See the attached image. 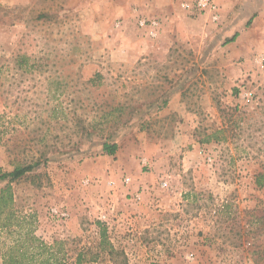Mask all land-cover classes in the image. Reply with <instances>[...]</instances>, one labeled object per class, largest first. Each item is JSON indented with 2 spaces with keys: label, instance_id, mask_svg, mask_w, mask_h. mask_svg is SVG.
Listing matches in <instances>:
<instances>
[{
  "label": "rangeland",
  "instance_id": "obj_1",
  "mask_svg": "<svg viewBox=\"0 0 264 264\" xmlns=\"http://www.w3.org/2000/svg\"><path fill=\"white\" fill-rule=\"evenodd\" d=\"M183 1L0 0V264H264V59Z\"/></svg>",
  "mask_w": 264,
  "mask_h": 264
},
{
  "label": "crops",
  "instance_id": "obj_2",
  "mask_svg": "<svg viewBox=\"0 0 264 264\" xmlns=\"http://www.w3.org/2000/svg\"><path fill=\"white\" fill-rule=\"evenodd\" d=\"M219 7L218 35L228 43L232 59L264 54V0H213ZM255 56V57H256Z\"/></svg>",
  "mask_w": 264,
  "mask_h": 264
},
{
  "label": "trees",
  "instance_id": "obj_3",
  "mask_svg": "<svg viewBox=\"0 0 264 264\" xmlns=\"http://www.w3.org/2000/svg\"><path fill=\"white\" fill-rule=\"evenodd\" d=\"M234 38H235V35L233 37L226 38L225 42L226 43L230 42L234 40ZM116 150H117L116 143L104 142L102 144V151L104 154L114 155ZM32 168H33V165L31 164L24 165V166H17L10 172H2V173L0 172V179L9 178V183H10L12 180L17 179L21 177L22 175H24L25 173L31 171ZM263 179H264L263 173H259L256 178L257 184L260 186L263 185ZM9 183L0 190V216L1 214L4 213L6 207L10 205L13 200L11 185ZM8 219H10V217L6 216L5 220L2 223H0V227L5 226ZM28 257H29V254L26 250H19V248L13 249L9 247L3 253V264H29L26 261Z\"/></svg>",
  "mask_w": 264,
  "mask_h": 264
},
{
  "label": "built area",
  "instance_id": "obj_4",
  "mask_svg": "<svg viewBox=\"0 0 264 264\" xmlns=\"http://www.w3.org/2000/svg\"><path fill=\"white\" fill-rule=\"evenodd\" d=\"M181 7L189 13L201 14L207 13L213 22H218L220 14L219 7L213 0H186L181 2ZM138 25L145 28L148 34L152 37L157 35V31L160 27L158 19H138ZM259 59H264V55L258 56ZM129 177L125 178L126 182H129ZM139 198V195L135 196ZM54 214L64 216L65 214L59 211V209H51Z\"/></svg>",
  "mask_w": 264,
  "mask_h": 264
}]
</instances>
